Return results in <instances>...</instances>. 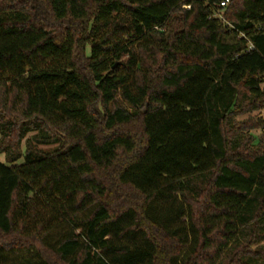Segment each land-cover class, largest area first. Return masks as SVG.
Returning <instances> with one entry per match:
<instances>
[{
	"label": "trees",
	"instance_id": "obj_1",
	"mask_svg": "<svg viewBox=\"0 0 264 264\" xmlns=\"http://www.w3.org/2000/svg\"><path fill=\"white\" fill-rule=\"evenodd\" d=\"M224 1L0 0V264H264V0Z\"/></svg>",
	"mask_w": 264,
	"mask_h": 264
},
{
	"label": "rangeland",
	"instance_id": "obj_2",
	"mask_svg": "<svg viewBox=\"0 0 264 264\" xmlns=\"http://www.w3.org/2000/svg\"><path fill=\"white\" fill-rule=\"evenodd\" d=\"M257 115L258 113L254 114V116H257ZM260 115L264 119V111L261 112ZM254 135L256 136L261 135V131L255 132ZM23 146H25V142ZM39 148L42 150L48 151V150L54 149L55 147L39 146ZM23 162H24V159H21L14 166H19L23 164ZM0 163L7 165L5 155H2V154L0 155ZM154 213L157 217H160L161 219L167 218L169 225L172 229L174 230L180 229V231H182V233L188 237L189 248L192 247V245L194 244V240H195V233L191 229V226L188 220L187 209H186V206L183 204V200L181 196L179 195V193H173L172 197L167 200L158 201L156 205L154 206ZM20 262L23 263L24 261H20Z\"/></svg>",
	"mask_w": 264,
	"mask_h": 264
},
{
	"label": "built area",
	"instance_id": "obj_3",
	"mask_svg": "<svg viewBox=\"0 0 264 264\" xmlns=\"http://www.w3.org/2000/svg\"><path fill=\"white\" fill-rule=\"evenodd\" d=\"M228 4H229V0H226L221 3L220 7L224 9Z\"/></svg>",
	"mask_w": 264,
	"mask_h": 264
}]
</instances>
